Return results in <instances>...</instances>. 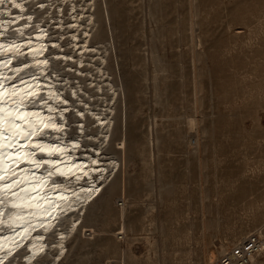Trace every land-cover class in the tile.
<instances>
[{"label": "rangeland", "instance_id": "obj_1", "mask_svg": "<svg viewBox=\"0 0 264 264\" xmlns=\"http://www.w3.org/2000/svg\"><path fill=\"white\" fill-rule=\"evenodd\" d=\"M91 13L119 167L58 264H210L264 240V0H93Z\"/></svg>", "mask_w": 264, "mask_h": 264}, {"label": "bare ground", "instance_id": "obj_2", "mask_svg": "<svg viewBox=\"0 0 264 264\" xmlns=\"http://www.w3.org/2000/svg\"><path fill=\"white\" fill-rule=\"evenodd\" d=\"M92 1L4 0L0 4V45L18 44L23 53H6L0 48V83L5 88L16 84L23 89L24 85L20 84L23 78L48 100L47 105H30L28 110L53 117L57 125H63V131L46 129L48 135L37 139L48 144L58 142L64 154H56L52 159L61 160L58 167L64 171L71 168L74 173L70 177H54L61 183L59 188L53 189L49 183L42 191L32 193L45 199L33 201L31 207L17 200L12 191L0 192L3 201L0 203V264H58L67 252L70 236L78 228L83 233L86 231L83 218L118 170V156L108 147L116 89L105 79L108 76L104 69L105 53L91 42ZM15 4L22 7L16 8ZM42 10L44 14L39 16L37 12ZM45 59L47 65L39 63ZM95 59L97 63L92 65ZM8 60L11 64L5 66ZM86 64H91L95 80ZM14 69L23 70L17 75ZM32 76L37 79L32 80ZM83 78H86L85 86ZM103 87L106 96L102 94ZM89 88L93 89V95L87 92ZM50 93L51 99L48 98ZM64 100L68 103H63ZM48 105L55 111L49 112ZM40 156L47 158L46 153H38L37 158ZM93 160L97 163L93 164ZM19 167L30 168L31 165L25 162ZM45 168L36 170V177L45 175ZM13 201L24 206L13 208ZM18 215L24 219H14ZM119 230L116 234L124 232L123 224ZM90 231L93 233L92 229ZM255 257L251 263L259 264L256 259L260 255Z\"/></svg>", "mask_w": 264, "mask_h": 264}, {"label": "snow or ice", "instance_id": "obj_3", "mask_svg": "<svg viewBox=\"0 0 264 264\" xmlns=\"http://www.w3.org/2000/svg\"><path fill=\"white\" fill-rule=\"evenodd\" d=\"M3 3L4 0H0V4ZM14 6L16 8L22 7L20 4ZM28 19L30 20L32 17H28ZM0 48H3L6 53L15 51L18 55H23L20 52L21 46L18 44L0 45ZM32 51L34 54L36 53L35 49ZM39 63L47 65L48 60L45 59ZM9 64H11V60L5 62V66ZM24 66L28 67L27 64ZM22 70L14 69L17 75ZM6 79L11 80L12 77ZM31 79L36 80L37 78L32 76ZM20 84L24 85L23 89L16 84H11L10 87L5 88L4 84L0 83V192L12 191V195L17 200L31 207L33 201L45 199L44 196H33L32 193L42 191L49 183L52 184L53 189L59 188L61 183L54 177H70L74 173L71 168L64 171L58 167L62 163L61 160L52 159L56 154H64V149L60 147L58 142L48 144L42 139H37V137L48 135L46 129L63 131V125H57L53 117H45L38 111L28 110L30 105H47L48 100L42 98L40 92L23 78L20 79ZM48 98L51 99V93ZM63 103L67 104L68 101L64 100ZM48 111L52 112L55 109L48 105ZM63 111H67V109ZM80 115L83 116L84 114L81 112ZM76 146L78 147V145ZM38 153H46L47 158L45 156L37 158ZM25 162L31 167L20 168L19 165ZM92 163L96 164L97 161L93 160ZM45 166L47 167L45 168ZM73 167L78 166L73 165ZM41 168H45V175L36 177V170ZM18 172L23 173V175L18 176ZM84 175L87 173L85 172ZM27 177H31V179H27ZM76 179L79 180L80 176H76ZM87 191L90 192L91 190ZM61 199H66V197H61ZM2 202L0 200V203ZM23 206V204L15 201L12 203L13 208ZM14 219L23 220L24 217L18 215ZM11 226L9 225V227ZM25 232H27V228H25Z\"/></svg>", "mask_w": 264, "mask_h": 264}, {"label": "built area", "instance_id": "obj_4", "mask_svg": "<svg viewBox=\"0 0 264 264\" xmlns=\"http://www.w3.org/2000/svg\"><path fill=\"white\" fill-rule=\"evenodd\" d=\"M118 206H122L119 202ZM119 240L122 237H118ZM264 248V240L256 234H249L227 249L210 264H251V259Z\"/></svg>", "mask_w": 264, "mask_h": 264}, {"label": "water", "instance_id": "obj_5", "mask_svg": "<svg viewBox=\"0 0 264 264\" xmlns=\"http://www.w3.org/2000/svg\"><path fill=\"white\" fill-rule=\"evenodd\" d=\"M43 155V154H42Z\"/></svg>", "mask_w": 264, "mask_h": 264}]
</instances>
